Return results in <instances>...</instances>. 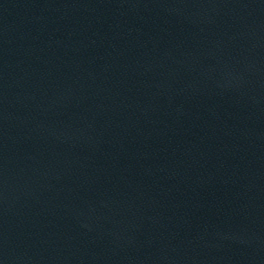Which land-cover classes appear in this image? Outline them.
I'll list each match as a JSON object with an SVG mask.
<instances>
[{"label": "water", "instance_id": "1", "mask_svg": "<svg viewBox=\"0 0 264 264\" xmlns=\"http://www.w3.org/2000/svg\"><path fill=\"white\" fill-rule=\"evenodd\" d=\"M0 264H264V0H0Z\"/></svg>", "mask_w": 264, "mask_h": 264}]
</instances>
